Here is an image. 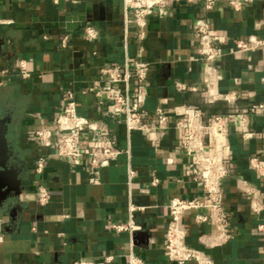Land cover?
Returning a JSON list of instances; mask_svg holds the SVG:
<instances>
[{"label": "crops", "instance_id": "obj_1", "mask_svg": "<svg viewBox=\"0 0 264 264\" xmlns=\"http://www.w3.org/2000/svg\"><path fill=\"white\" fill-rule=\"evenodd\" d=\"M229 1L218 0L207 10L203 1L167 0L162 5L165 16L157 12L149 17L141 43L144 57L153 61L147 107L161 105L172 119L189 120L185 106L201 109L206 122L216 114L228 116L230 146L222 158L231 170L224 188L234 236L224 243L203 242L201 236L218 235V227L212 220L197 223L198 212L190 211L183 221L186 243L209 254L213 264H264V175L251 164L254 156L264 159V114L250 115L253 135L244 138L233 103L208 101L204 95L206 90L235 93L240 107L264 101V47L237 48L239 40H264V0L245 2L239 10ZM200 19L208 20L220 37L217 45L223 52L214 61L218 69L209 75V86L208 63L200 59L194 30ZM87 24L100 29L98 41L85 40ZM136 30L133 16L125 23L123 0H0V115L10 118L8 137L18 153L24 186L20 198L0 206V264H73L80 257L96 264H130L132 250L145 264H177L166 250L167 205L174 196L203 193V186L190 179L192 161L182 146L190 129L171 128L154 145L140 131L127 133L124 117L113 115L109 104L82 93L103 65L123 64L139 52ZM66 34L70 40L64 48ZM18 59L27 60L29 78L20 76ZM177 82L188 89L178 88ZM70 87L76 90L80 112L106 122L112 142L123 150L95 172L87 157L70 165L35 137L38 128L48 127L56 139L55 119ZM101 141L96 131L85 134L87 144ZM207 148L214 152L212 141ZM41 155L47 162L40 173L36 165ZM155 176L159 183L153 182ZM40 185L52 193L47 205L37 202ZM253 201L260 211L252 209ZM131 219L133 233L111 227ZM107 255L112 260H105Z\"/></svg>", "mask_w": 264, "mask_h": 264}, {"label": "built area", "instance_id": "obj_2", "mask_svg": "<svg viewBox=\"0 0 264 264\" xmlns=\"http://www.w3.org/2000/svg\"><path fill=\"white\" fill-rule=\"evenodd\" d=\"M59 2V0H54ZM125 23L128 25L130 15L137 25L136 38L140 43L139 52L132 58L128 57L123 64L108 63L101 67L100 76L82 90L83 94H94L101 104H109L113 115H122L127 133L140 131L145 138L158 145L160 140L171 128H189L190 133L182 139V146L191 159L190 179L203 186L202 195H194L189 198L174 196L168 203V224L166 228V250L170 260L177 264H187L189 260H196L198 264H213L212 257L204 251L189 246L186 243L188 231L183 226L185 216L190 211H197L196 222L202 223L209 220L215 222L218 227V235L204 234L202 241L211 239L224 243L233 238L232 220L224 188V183L231 174V170L225 164L222 154L229 151V122L225 114H216L209 121L203 120V112L194 106H185L184 110L190 112L189 120L172 119L168 109L158 105L153 110L147 107L149 95L148 79L153 61L144 57V47L141 44L145 37V28L148 19L154 13L165 16L167 11L162 5L167 0H123ZM188 3L203 1L205 9H213L218 0H186ZM253 0H230L229 3L236 10L241 9L245 2ZM76 2V0H74ZM194 30L198 37V54L200 59L208 63L206 82L212 83L210 74L218 69L214 61L221 58L223 52L217 45L220 37L213 32L208 20L200 19L195 22ZM84 38L88 42H96L100 39V29L95 24H87L84 28ZM70 35L62 38V47H68ZM252 44V45H251ZM264 47V40L254 37L249 41L239 40L238 49H251ZM16 68L23 79L29 78L31 71L27 60L18 59ZM105 83V84H104ZM123 85V86H120ZM134 87V89H133ZM180 89H188L185 83L177 82ZM135 92V99L132 97ZM208 101L225 99L233 103V113L239 117L240 128L244 138L251 137L250 115L253 113L264 114V101L255 102L248 107H240L235 104V93L212 94L204 91ZM64 104L55 119L57 137L52 139V131L48 127L38 128L35 137L43 147L53 148L54 153L64 159L68 164H79L87 157L88 164L95 172L98 168L109 165L122 154L123 150L117 147L111 140L109 125L104 121L89 119L79 110V105L74 87L66 88L63 93ZM154 121L151 122L150 118ZM96 131L101 137V143H85V134ZM208 141L214 144V152H208ZM47 157L41 155L37 159L36 170L43 172ZM251 164L256 172L264 175V159L258 156L251 158ZM133 173V171H131ZM159 178H153L154 183H159ZM37 202L47 205L52 200V193L45 185L37 189ZM132 210L134 206L131 207ZM208 209L205 213L203 210ZM252 209L260 211V206L252 202ZM116 231L134 232L136 225L131 219L127 223H111ZM263 228V225H260ZM4 240L0 232V242ZM130 264H145L144 261L132 250L129 255ZM112 255H107L105 260H112ZM51 264V263H44ZM73 264H96L92 258L80 257Z\"/></svg>", "mask_w": 264, "mask_h": 264}, {"label": "water", "instance_id": "obj_3", "mask_svg": "<svg viewBox=\"0 0 264 264\" xmlns=\"http://www.w3.org/2000/svg\"><path fill=\"white\" fill-rule=\"evenodd\" d=\"M10 118L0 115V206H4L9 200L20 198L23 186V169L10 164L14 151L9 145ZM16 208L13 209L12 215Z\"/></svg>", "mask_w": 264, "mask_h": 264}, {"label": "flooded vegetation", "instance_id": "obj_4", "mask_svg": "<svg viewBox=\"0 0 264 264\" xmlns=\"http://www.w3.org/2000/svg\"><path fill=\"white\" fill-rule=\"evenodd\" d=\"M8 139H9V137H8ZM9 145H10L11 149L14 151V156L11 158L10 164L21 167V164L19 163V160H18L17 150L15 149V147H14L13 143L10 141V139H9Z\"/></svg>", "mask_w": 264, "mask_h": 264}]
</instances>
